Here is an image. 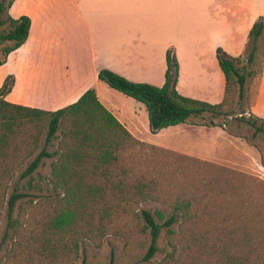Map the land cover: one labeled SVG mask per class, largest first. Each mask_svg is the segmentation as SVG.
I'll use <instances>...</instances> for the list:
<instances>
[{
	"label": "trees",
	"instance_id": "16d2710c",
	"mask_svg": "<svg viewBox=\"0 0 264 264\" xmlns=\"http://www.w3.org/2000/svg\"><path fill=\"white\" fill-rule=\"evenodd\" d=\"M13 2L0 0V65L26 42L31 26L27 16L10 17ZM263 37L261 17L249 31L243 57L216 50L225 80L219 104L177 92L179 65L171 51L162 87L134 83L109 70H101L98 80L142 103L152 134L194 116H233L234 105H242L247 80L255 75L248 66L256 61ZM13 83L9 76L0 88V217L6 213V235L14 239L8 258L18 257L25 264H68L77 259L80 241H99L135 224L150 235L145 261L158 251L164 229L171 264H205L210 258L213 264H264L263 179L135 139L93 88L76 102L47 112L6 102ZM251 117L246 122L261 132L256 125L264 120ZM54 141L56 151L50 153ZM44 158L53 161L42 178L37 169ZM25 164L18 175L25 184L10 193ZM26 198L31 207L27 213L22 207ZM34 198L39 201L32 205ZM146 202L161 203L171 215L141 210ZM16 210L21 214L14 216Z\"/></svg>",
	"mask_w": 264,
	"mask_h": 264
},
{
	"label": "crops",
	"instance_id": "0c3cea01",
	"mask_svg": "<svg viewBox=\"0 0 264 264\" xmlns=\"http://www.w3.org/2000/svg\"><path fill=\"white\" fill-rule=\"evenodd\" d=\"M11 18L31 21L26 42L0 65V88L14 78L4 100L54 112L93 88L100 103L137 140L209 162L224 164L242 142L221 128L192 120L152 134L145 106L131 98L112 104L98 80L109 70L131 82L162 87L171 51L179 65L177 92L211 105L219 104L225 80L216 50L244 56L253 24L264 18V0H13ZM248 115L264 120V59ZM113 91V89L111 90ZM115 91V90H114ZM178 129L211 130L209 151L180 147L165 136ZM237 154V153H236Z\"/></svg>",
	"mask_w": 264,
	"mask_h": 264
},
{
	"label": "rangeland",
	"instance_id": "374dc122",
	"mask_svg": "<svg viewBox=\"0 0 264 264\" xmlns=\"http://www.w3.org/2000/svg\"><path fill=\"white\" fill-rule=\"evenodd\" d=\"M264 59V37L258 43V53L256 61L248 66V70L252 71L255 75L252 79L247 80V84L244 90V98L241 102V107L238 108L234 105L233 110L236 111V114L233 116H212L210 114H204L202 117L191 118L192 123H196L197 125L203 127L204 124L212 123L215 126H211L213 130L221 128L227 134L233 135L236 139V142H242L243 145L240 147L239 152L234 153L235 156L232 155V160L224 163H214L216 165H220L238 172H242L247 175L255 176L264 181V122H257L256 126H259L262 131L255 132V127L248 124L246 120H253V117L248 115V110H250V106L253 103L254 96L257 92L258 88V79L261 75V64ZM242 64L245 66L246 61L245 58L242 60ZM103 84H105L103 82ZM105 88L108 90L109 87L105 84ZM112 90V89H111ZM109 91L108 100L112 104H120L128 98L125 95L117 92V91ZM244 118V119H243ZM211 130H201L198 129L193 131H185V129H178L173 133H167L165 136L167 140L171 143L179 145L180 147H186L194 145L195 143L198 146H190L193 148H202L205 151H209L212 147H208L210 144H214V138ZM44 138V136H43ZM48 151L53 153L56 151V142L54 141L51 146L48 147ZM171 151V150H170ZM175 152V151H174ZM184 155V154H183ZM188 156V155H185ZM192 157V156H189ZM203 155L201 153V159L196 158L198 160H204ZM53 161L52 158H44L41 161V165L37 169V172L40 174L42 178H45L50 173V165ZM209 162V161H206ZM26 164L23 165L15 175L11 186L9 188V192L11 193L15 188H21L23 184H25V180H20L19 176L22 171L25 169ZM35 176V180H39V178ZM35 194H39L40 196L47 197L48 195L45 192H34ZM33 204L38 203V199H33ZM36 206V205H34ZM22 207L27 210H31L30 202L28 198L22 201ZM141 210H146L155 213V211H160L164 213L167 217L171 215V210L161 203L158 202H146L140 205ZM21 214V211H15L14 216ZM27 217V218H26ZM28 215L24 216V221L28 220ZM173 229L176 230V225L173 226ZM7 231V219L6 213H2L0 217V264H25L22 259L17 258H8L7 253L11 249V245L14 242V239L11 236V233L6 235ZM150 235L147 230L142 228V225L136 226L135 224L130 225L128 228H125L118 235L109 234L105 236L102 240L88 241L83 240L80 241L79 244V253L76 260L68 264H171L170 260H167L166 256L168 252H170V248L166 242V234L165 230L162 229L160 237L157 242L158 251L156 254L149 259L148 261L144 260L145 254L150 248ZM209 261V262H208ZM212 262V263H211ZM213 264V260L210 258L209 260H205V264Z\"/></svg>",
	"mask_w": 264,
	"mask_h": 264
}]
</instances>
